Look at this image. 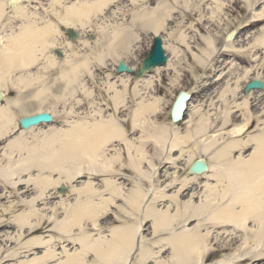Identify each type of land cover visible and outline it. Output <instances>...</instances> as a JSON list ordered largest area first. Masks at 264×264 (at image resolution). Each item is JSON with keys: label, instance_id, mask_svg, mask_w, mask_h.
<instances>
[{"label": "bare ground", "instance_id": "bare-ground-1", "mask_svg": "<svg viewBox=\"0 0 264 264\" xmlns=\"http://www.w3.org/2000/svg\"><path fill=\"white\" fill-rule=\"evenodd\" d=\"M64 1L48 2L47 8L39 2L42 9L39 6H33L31 9L29 7L36 4L31 0H0V35L8 32L5 30V23H2L7 11L13 12L12 18L19 19L18 22L21 23L20 31L12 39L8 40L5 35L0 36V129H11L10 134L0 139V144L17 132L20 133L18 136H22L10 150L4 153L0 151V166L5 163L0 171L5 175L4 178L13 181V188L16 187L19 193L21 190H28L29 186L22 182L16 184L15 176L19 175L20 179L22 172L38 167L33 163L35 158L54 161L56 165L52 167L55 170L62 169L65 177L54 182L44 178L41 181L42 188L47 190L54 185L60 188L65 186V192L69 195L77 192L81 196L78 198L79 204L71 212L66 211L65 217L57 227L66 235L73 234L77 229L76 240H71L73 243L78 242L79 248L74 252L64 250L66 257L62 260L57 259L55 247L48 246L49 251L46 256L23 263L123 264L136 248L137 252L139 251L140 264H156L157 260L169 261L175 255L171 241L168 243L171 250H167L162 242L155 240L163 233H172V230L181 223L186 222V226H189L190 222L197 220L189 217H203L207 219L208 225L200 229L198 237L190 244V247L196 250L193 255L201 256L203 264H210L214 254H222L221 257H226L220 264H264V107L259 104L258 112L254 114V105L251 101L253 98L260 99L264 96V92L252 91L244 94L242 103H235L234 107L225 110H216L217 112L213 114L216 117L214 119L211 116L206 117L201 110L193 107V112L190 114L189 111L185 122L175 124L169 118V123H161L160 118L166 117L167 113L170 117L173 102L180 92L177 93L168 111H164L166 101L159 97L162 74L171 70L179 72V68L175 67L176 62L173 61L178 58L180 52L169 46L165 40L164 48L169 57L168 63L164 67L149 71L143 78H135L131 73H119L116 69L118 63L122 61L134 71L137 70L141 61L136 60L137 64L134 66L128 60L131 56H136L143 35L153 36L164 32L169 21L175 20L173 15L176 12H179L181 17L187 16L191 19L189 16H192L196 9L199 11V7L193 6L190 0H184V6L177 4L176 0H157L158 3L153 8L150 7V0H128L129 5L126 7L119 6L124 5L125 0H79L73 1L69 6H65ZM244 1L250 3V0ZM99 4H105L106 7L102 9L95 7ZM224 6V2L218 1L217 8L211 10L210 21L217 15L216 12L223 13ZM115 7L116 11L111 10L112 14L108 15L110 9ZM184 9L190 10V14ZM128 13L131 14L129 23L126 21ZM104 18L112 19L113 24L112 21L107 24L106 19L102 20ZM202 18L199 21H202ZM263 21L264 8L261 12L254 13L253 21L244 28H251ZM110 25H119L127 31L129 36L127 44L119 48L105 49L102 29ZM69 29L74 30L77 35L73 42L68 36ZM95 31L97 36L92 37L91 33ZM236 34L237 32H233L226 38L224 49H232L236 43ZM251 34L250 32L247 36ZM253 36V40L247 44V50L250 54L254 53L251 56L256 61L258 50L264 48V27ZM183 42L186 44L185 40ZM206 43L210 47L214 46L212 39L207 40ZM186 45L190 47L189 44ZM67 49L75 57L68 54ZM56 51H61L62 56H58ZM243 51L246 50H240L239 54L244 55ZM207 52L203 54L205 53L210 59L211 55ZM197 59L206 63L204 59L199 57ZM251 63L253 64L254 61ZM35 69L38 71L36 78L14 76L18 70H27L30 74L29 71ZM55 69L58 78L48 85L47 77ZM99 71L109 72L106 78L110 81L117 79L114 84L110 83L112 100L110 121L105 117V110L101 108L96 111L100 114L101 121L90 123L76 120L72 123L66 121L61 125L58 124V115L54 106L57 105L60 95L56 96L55 103L44 107L43 104L48 102L46 93L54 90L58 80L62 79L65 84L64 89L62 87L60 90L61 93L68 92L67 97L69 95L74 97L82 92L90 100L93 98L90 84L95 81V72L101 73ZM254 71L257 73L253 77L254 80L264 83V60L262 64L251 65L250 69L244 70L239 75L241 78H238L244 79L246 84L249 77L254 76ZM171 82H177V78L171 79ZM117 83L122 86L120 90L116 87ZM34 86H38L36 90L37 95L41 96V103L36 108L30 109L24 106L20 96L23 90ZM172 87L176 86L172 84ZM11 88L15 89L17 99L9 102L6 93ZM236 89H230L225 94L233 95ZM181 91H184L183 88ZM188 93L192 94L190 99V109H192L193 93L191 91ZM78 102L80 103L79 100ZM130 103L134 105L131 107ZM65 104L63 102V105ZM90 104L93 106L91 100ZM128 110H131V121L125 124L127 117L124 112ZM44 112L53 116L51 124L37 125L27 131L20 129L21 118ZM239 112H241L240 116H236ZM220 114L224 115L223 126L231 127L227 130V135L234 141L227 144L224 136L208 135ZM77 115L80 116L78 113ZM195 120L197 121L194 122ZM255 122L256 127L250 132ZM182 126L183 131H181ZM41 128L48 130L38 134L41 137L37 138L35 145L25 138ZM80 128H85L92 135L85 140L80 134ZM248 131L249 135L245 138ZM251 133L257 134L251 135ZM130 136L140 137L133 139ZM109 143L110 157H107L104 149ZM116 143H121L118 144L121 148H117ZM150 145L152 150L149 149ZM190 146L188 159L181 167L189 168L199 159L206 162L208 172L191 175L188 169V175L180 180L182 168L178 167V158L175 159V156L180 153L181 157L185 153L184 147ZM248 147L251 149L253 147V151L246 157L244 151ZM192 149L197 153L192 152ZM67 155L74 157L75 164H71L72 161L67 164L65 160ZM82 156L88 163L96 165L94 170L87 172L85 169L77 170ZM89 157L98 160L94 163ZM72 167L76 168L75 173H72ZM93 171L97 174L110 175V178L105 180L104 188L97 187L93 183L78 189L68 187L79 176L85 173L91 175ZM126 173H132L136 177L131 179L133 185L131 188L125 183L130 177L127 175L126 178L120 177L125 176ZM200 178H207L205 186H202ZM210 180L215 181V184ZM143 182L150 186V191H145ZM173 189L178 190L176 195L170 198V201L177 206L175 213L172 214L170 208L163 211L159 209V205L167 202L166 190L170 192ZM27 190L25 193L28 192ZM186 191H190L188 194L190 201L180 207V196ZM82 195H85L84 201ZM47 200L46 197L39 202ZM120 200L125 201L129 208L121 207ZM35 203L37 202L31 203V210L19 223L21 233L18 239L43 229L36 225L40 220L38 217L35 226L31 221L35 213L40 212ZM113 206L121 209L125 217H118L116 220L117 215ZM108 217L115 224L110 229V236L104 234L101 222ZM149 219H152V232L148 239L144 235V227ZM121 220L122 226L118 225ZM4 227L8 226L1 225L0 230ZM228 227L230 231L227 230ZM24 228H26L25 232ZM195 228H200L199 221ZM220 229L223 231L218 232ZM54 239V236H51L49 243L55 246ZM129 242H131V250H129ZM38 244L45 245L46 242L39 241ZM205 246L206 250H202ZM30 249L27 248V251ZM166 251L172 254L168 259L163 258ZM8 261L9 259L4 262Z\"/></svg>", "mask_w": 264, "mask_h": 264}, {"label": "rangeland", "instance_id": "rangeland-1", "mask_svg": "<svg viewBox=\"0 0 264 264\" xmlns=\"http://www.w3.org/2000/svg\"><path fill=\"white\" fill-rule=\"evenodd\" d=\"M27 1V0H25ZM32 2H36V4H33L29 8L33 9V6H39V3L35 0H31ZM54 1L58 0H39L41 4L44 6V8L48 7V2L54 3ZM63 1V0H61ZM77 2L79 0H65L63 3L65 6H69L72 4V2ZM125 0L124 6L126 7L129 5V1ZM177 4L184 6V0H176ZM218 1L221 3L224 2L225 6L223 7V13L216 12L217 15L214 16V19L210 21L209 16L211 13V10H215L218 6ZM191 4L193 6H198L199 11L196 9V12L192 14V16H189L191 19L186 17H181L179 12H176L173 15V18L175 20L169 21L168 26L164 32H162V35L164 36V40L167 41V44L174 49H177V51L180 52L177 59H175L173 62H176L177 69L179 68V72H175L174 70H171V72H165L162 74L161 83L162 88L161 91H159V97L161 99H164L166 101V104L164 105V111H168V109L171 106V103L173 102L175 96L179 91L185 90V91H191L193 93V105L192 109H190V114L193 112V107H196L197 109L201 110V113L205 114L207 116H211L213 119L216 118L213 116L214 112L219 109L225 110L226 108H232L234 107L235 103H242L243 102V86L245 84L244 79L241 78L242 72L244 70H249L251 65H256L257 63H261L264 60V48L261 50H258V57L256 58V61L254 60L250 54V52L247 50L250 40H253L254 33H257L258 30H261L264 27V21L260 22L256 26H253L251 28H244L246 25H249L253 21V15L254 13H259L264 8V0H250V3H246L244 0H190ZM258 2V3H257ZM149 3V2H148ZM157 0H150V7L153 8V6L157 5ZM41 9V5L39 6ZM253 8V10H251ZM116 7L113 9H109L107 11L108 15L112 14L111 10L116 11ZM62 10V9H58ZM193 8L191 9V11ZM41 11V10H40ZM43 11V10H42ZM188 14H190V10H185ZM13 12L7 11L6 16L4 17L2 23H5V30L8 31L7 33L3 34L7 37L8 40L12 39V37L17 34L21 29V23H19V19H13L12 18ZM52 16V15H51ZM202 18V21H199V19ZM53 18V16H52ZM114 18V17H112ZM208 18V19H207ZM54 19V18H53ZM106 18L102 19L105 20ZM126 21L127 23L130 22L131 14H126ZM113 24L112 19H106L107 24ZM244 28V29H243ZM254 29V30H253ZM233 32H237L236 34V43L233 45L232 49H224L225 41L228 36H230ZM252 33L251 35L247 36L249 33ZM92 37L97 36V32L91 33ZM3 35H0L3 37ZM183 38H182V36ZM253 36V37H251ZM15 37V36H14ZM143 41L140 45V48H137L136 56H131V58L128 60V62L132 65H136L137 61H142L146 55L148 54V51L152 45V35L146 34L143 35ZM248 37V40H247ZM251 37V38H250ZM214 40V46L210 47L207 45V40ZM183 40H185L186 44H189V48L186 44H184ZM93 41V40H92ZM165 42V41H164ZM246 50L242 53L244 55L239 54L240 50ZM259 49V48H258ZM68 50V54L74 56L72 52ZM208 51L207 54H210V59L208 56H205V53L203 52ZM75 57V56H74ZM197 57L204 59L206 63L203 61H200L197 59ZM137 60V61H136ZM181 60V61H180ZM254 61L252 64L251 62ZM208 63V64H207ZM251 63V64H250ZM110 65V63H108ZM27 70L24 71H17L15 77H23L27 78L28 76L37 77L38 71L37 69L29 71L30 74L27 73ZM101 73L95 72V81L94 83H91L92 91H93V98H90V100L93 102V106L90 104V100L87 99L84 95V93H77L74 97H70V95L67 97L66 93L60 92L61 88L64 89L65 82L62 79H59L56 83V86L54 90H49L47 97V103L45 102L43 105L44 107L49 106L50 103H55V99H57L56 96L60 95L59 101L56 103L57 105L54 106V110L58 115V124L65 123L66 121L72 123L73 121L80 120L83 122H95V121H101L100 114L96 112L97 110L103 108L105 110L104 114L107 119L110 121V105L112 106V100L110 99V83L114 84L117 79L114 78V80L110 79L108 80L106 78V75L109 73H105L103 71H99ZM21 74V75H19ZM254 76L251 75L249 77V80L252 79L257 75V73L254 71ZM239 77V78H238ZM58 78L56 69L53 70V72L49 73V76L47 77V84L50 85L52 81ZM177 78V82L172 83L171 79ZM244 81V83H243ZM172 84H174L176 87L173 88ZM243 84V86H242ZM38 87V86H36ZM36 87H31L27 90H23L24 92L21 94V98L23 99L24 106H28L30 109L36 108L41 103V96L37 95ZM116 87L118 90L122 88V86L117 83ZM236 88H239L237 90ZM242 88V89H240ZM172 89L171 94L170 90ZM230 89H236L233 95L228 94L225 92ZM87 90V89H86ZM39 93V92H38ZM7 100L9 102L15 101L17 99V95L15 92V89L11 88L8 93H6ZM34 96H38L37 98H34ZM44 96V95H43ZM260 96V95H258ZM80 101V103L78 102ZM253 106V113L256 114L259 110V104L264 107V96H261V98H253L252 100ZM8 102V103H9ZM63 102L66 104L63 105ZM131 102V100H130ZM49 103V104H48ZM5 104V103H4ZM134 104L130 103V106L132 107ZM198 106V107H197ZM262 109V107H261ZM216 111V112H217ZM80 114L79 115H77ZM124 114L127 117V121L125 124L129 123L131 121V110L125 111ZM189 114V113H188ZM241 112L236 114V116H240ZM103 115V114H101ZM168 113L166 117L160 118L161 123H169V116ZM197 119V118H196ZM224 119V115H219L217 120L215 121V126L212 127L211 133L208 135L211 136L212 134L216 136H224L225 143H230L234 140L231 139L227 135V130L230 128H225L223 126L222 120ZM188 120H186L187 122ZM195 120L194 122H196ZM256 122L254 123V127L250 129L249 131H253L256 127ZM47 128H41L39 130H36L34 133H32L29 136H25L26 139H28L33 145H35L37 138H40L41 136H38L39 133L43 131H47ZM184 130V127H181V131ZM248 133L245 134L246 136L249 135ZM129 133L131 131L129 130ZM136 133V132H134ZM257 133H251V135H256ZM19 132L11 135L6 140H4L0 144V151L2 150V153L4 151L10 150L13 145L15 146L17 139L21 138L22 136ZM133 139H137L140 136H130ZM116 143L117 148H121ZM201 145V144H200ZM193 148V146H192ZM112 149V148H111ZM149 149L152 150L151 145L149 146ZM105 154L107 157H110V143L107 147H105ZM185 153L182 154L180 157V153L176 154L175 159L178 161V167L182 171L180 180L187 176L188 167L182 166L185 161H187L189 156V151L191 150V146L188 148L184 147ZM253 151V147H248L244 152V156L247 157L251 152ZM192 152L197 153L196 150L192 149ZM191 153V152H190ZM193 154V153H191ZM1 156V153H0ZM19 158V157H17ZM16 158V159H17ZM1 160V158H0ZM67 164H75L74 157L71 155H67L65 158ZM33 163L36 164L38 167H34L31 170L27 172H22L19 175L14 177V182L17 184L18 182L26 183L29 186V189L21 190L19 193L16 191V187L13 188V181L9 178H4L5 175L2 174L0 171V227L1 225H7L8 227H4L0 230V264H24L23 262H29L36 258H43L48 254L49 248L48 246L55 247V252L58 254L57 259L64 260L66 257V254L64 253V250L68 249L71 252H74V250L79 248V243H73L71 239L76 240V234L77 229H75V232L73 234L66 235L64 232L60 231V228H57L60 224V221L65 217L66 211H72L79 203L78 198L81 197L78 195V193H72L68 194L67 192L65 194H60V187H49L47 190L42 188L41 181L44 178L50 179L52 182L58 181L59 179H63L65 177V172L61 170H55L53 165H56V163L43 160L40 158H35L33 160ZM4 165L0 166V169H3ZM94 167L96 165H92L88 163L84 156L81 157L80 163L77 165V170L81 171L82 169H85L86 172L88 170H94ZM52 168V171H51ZM72 173L76 172V168L72 167ZM172 169V168H171ZM170 172L172 173L173 171ZM43 170V171H40ZM55 170V171H53ZM125 176H120L122 178L130 177L129 180H126L125 183L130 186V188L133 186L131 179L136 178L135 175L132 173H126ZM110 175H103V174H97L95 171L92 172L91 175L83 174L79 176L72 184H69L68 187L78 189L81 187H84L86 185H89V183H93L97 187H105V180L109 179ZM170 180V179H169ZM168 181V179H167ZM212 181V183L215 184V181ZM200 182L202 186H205L207 183V178H200ZM168 185V182H166ZM179 184V183H176ZM143 188H145V191L148 192L151 190L150 186L145 184L143 182ZM28 191L25 193V191ZM163 190V187H162ZM168 190V189H167ZM166 190V196H168L167 202L164 204L159 205V209L167 210V208H170L169 210L173 213L176 211V205L173 204V202L170 201V198L176 195V191L178 189H173L170 192ZM199 191V190H198ZM190 191H186L184 194H181L180 198V207H183V204H187L190 201V196H188ZM25 193V194H24ZM105 193V192H103ZM108 192H106L107 194ZM149 196L150 193H149ZM48 198L47 201H40V199ZM196 197V196H195ZM197 198V197H196ZM96 200L98 198H95ZM85 200V195H82V201ZM35 203L37 205V209L40 211L39 213H35L36 215L32 217L31 221L35 226V223L39 220L38 226L43 227L41 231L38 233H29L27 237H23L22 239H18V235L21 233L19 230V223L22 221L24 215L31 210V203ZM121 207L127 208V203L123 200H120ZM119 204V205H120ZM34 205V204H33ZM115 208L114 213H116L117 217H125V213L113 206ZM129 208V207H128ZM182 211H184L182 209ZM69 212V213H70ZM110 213V211H109ZM113 217L115 215L113 213H110ZM109 214V215H110ZM38 217V218H37ZM129 219V218H127ZM44 220V222H42ZM103 226V232L105 235L110 236V229L113 228L115 225L111 220L110 217L104 219L101 221ZM122 220L121 223L118 224L122 226ZM188 225V224H187ZM198 221L194 220L193 222H190L189 226H187L189 229H192L194 227H197ZM177 228V227H176ZM26 228H24L25 232ZM144 235L150 238V233L152 232V219H149V222L146 223V227H144ZM229 229V227L227 228ZM223 230L220 229L218 232H222ZM171 235V233H163L158 237L157 241L162 242V245L166 246L167 250H171V247L168 245L169 241L166 242L167 238ZM51 236H54V241L56 242V245L50 244L49 241L51 240ZM46 242L45 245H39L38 242ZM71 242V244H70ZM140 243V240L138 241ZM148 243V242H146ZM145 243V244H146ZM75 244H77L75 246ZM27 248H31L30 251H27ZM64 248V249H63ZM34 249V250H32ZM52 250V249H51ZM139 250V248H138ZM54 251V249L52 250ZM228 252H226L227 254ZM225 254V253H224ZM172 256L170 251H166L163 254V258L168 259L169 256ZM220 255H213L212 260L209 262L210 264H220L224 258ZM228 255H230L228 253ZM9 259V261L6 263L5 260ZM129 264H131L132 261L139 260V251L137 252V248L135 251H133L129 255ZM140 261V260H139ZM26 264V263H25ZM153 264V263H152Z\"/></svg>", "mask_w": 264, "mask_h": 264}, {"label": "clouds", "instance_id": "clouds-1", "mask_svg": "<svg viewBox=\"0 0 264 264\" xmlns=\"http://www.w3.org/2000/svg\"><path fill=\"white\" fill-rule=\"evenodd\" d=\"M39 3V0H37ZM95 7L100 9L106 7L105 4H99ZM104 33L103 39L105 42V49L119 48L127 44L129 36L127 31L121 28L119 25H110L102 29ZM80 134L85 140L92 135L85 128L79 129ZM11 129H0V139H3L6 135L10 134ZM98 150V149H97ZM94 163L98 158L89 157ZM189 219H197L199 221L200 228L189 229L185 223H181L177 228L172 230L171 235L167 238V241H171L175 255L169 261L157 260L156 264H203L202 257L197 255L194 256L193 253L196 251L194 248L190 247V244L195 240L200 232V229L207 227L208 221L203 217H189ZM129 250H131V242H129ZM206 250V246L204 249ZM123 264H129V260L125 259ZM131 264H140L139 260L132 261Z\"/></svg>", "mask_w": 264, "mask_h": 264}, {"label": "water", "instance_id": "water-1", "mask_svg": "<svg viewBox=\"0 0 264 264\" xmlns=\"http://www.w3.org/2000/svg\"><path fill=\"white\" fill-rule=\"evenodd\" d=\"M69 36L71 40H74L76 38V34L73 31H69ZM57 54L61 55L58 51H56ZM167 59L164 56V52L161 46V39L156 38L155 40V46L150 52L149 56L146 58V60L143 62V66L141 69L135 74L136 78L144 76L146 72L150 71L151 69L157 67V66H163L166 63ZM128 72L132 73L130 69H127L123 64H121L120 68L118 69V72ZM252 89H260L264 90V84H262L259 81H253L250 84H248L245 92L248 93ZM190 96L185 93L181 92L172 109V120L173 122H179L184 117V112L187 108V103ZM52 121L51 116L48 114H39L38 116L25 118L20 120V128L24 130L30 129L32 126H36L40 124L41 122L49 123ZM207 171V166L204 161H197L193 164V166L190 169L191 173L194 174H202Z\"/></svg>", "mask_w": 264, "mask_h": 264}]
</instances>
